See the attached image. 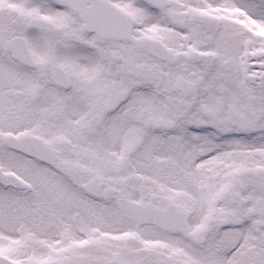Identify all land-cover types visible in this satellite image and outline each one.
Returning a JSON list of instances; mask_svg holds the SVG:
<instances>
[{"label": "snow or ice", "instance_id": "1", "mask_svg": "<svg viewBox=\"0 0 264 264\" xmlns=\"http://www.w3.org/2000/svg\"><path fill=\"white\" fill-rule=\"evenodd\" d=\"M0 264H264V0H0Z\"/></svg>", "mask_w": 264, "mask_h": 264}]
</instances>
